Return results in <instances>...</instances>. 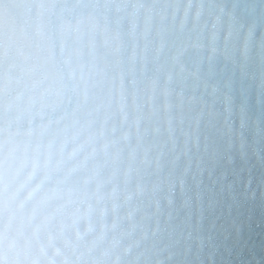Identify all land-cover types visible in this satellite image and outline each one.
Wrapping results in <instances>:
<instances>
[{"label": "snow or ice", "instance_id": "snow-or-ice-1", "mask_svg": "<svg viewBox=\"0 0 264 264\" xmlns=\"http://www.w3.org/2000/svg\"><path fill=\"white\" fill-rule=\"evenodd\" d=\"M0 264H264V0H0Z\"/></svg>", "mask_w": 264, "mask_h": 264}]
</instances>
